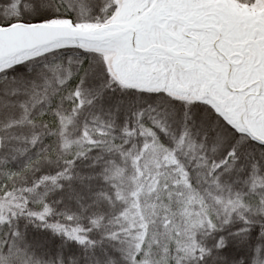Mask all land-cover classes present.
<instances>
[{"label":"snow or ice","instance_id":"snow-or-ice-1","mask_svg":"<svg viewBox=\"0 0 264 264\" xmlns=\"http://www.w3.org/2000/svg\"><path fill=\"white\" fill-rule=\"evenodd\" d=\"M0 264H264V0H0Z\"/></svg>","mask_w":264,"mask_h":264}]
</instances>
